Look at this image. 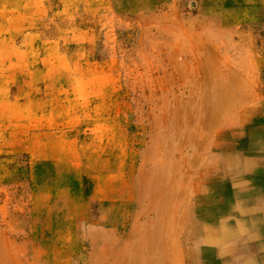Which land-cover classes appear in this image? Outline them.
I'll return each mask as SVG.
<instances>
[{"label": "rangeland", "instance_id": "374dc122", "mask_svg": "<svg viewBox=\"0 0 264 264\" xmlns=\"http://www.w3.org/2000/svg\"><path fill=\"white\" fill-rule=\"evenodd\" d=\"M29 1L0 0V264L215 263L193 189L252 73L235 22L214 0Z\"/></svg>", "mask_w": 264, "mask_h": 264}, {"label": "crops", "instance_id": "0c3cea01", "mask_svg": "<svg viewBox=\"0 0 264 264\" xmlns=\"http://www.w3.org/2000/svg\"><path fill=\"white\" fill-rule=\"evenodd\" d=\"M214 3L222 18L235 22V36L242 37L247 44L252 69L247 77L235 76L233 115L214 150L206 157L197 188L193 189L197 197L195 217L200 223L199 239L205 246L200 257L208 247L219 255L200 260L216 263L232 261L235 256L243 259L236 251L240 244L246 248L248 245L245 257L264 258V0H214Z\"/></svg>", "mask_w": 264, "mask_h": 264}, {"label": "bare ground", "instance_id": "6f19581e", "mask_svg": "<svg viewBox=\"0 0 264 264\" xmlns=\"http://www.w3.org/2000/svg\"><path fill=\"white\" fill-rule=\"evenodd\" d=\"M235 144V143H234ZM262 144V143H261ZM253 150V149H252ZM218 156V155H217ZM214 158V157H213ZM249 160V159H248ZM214 162H216L215 160H214ZM247 162V161H246ZM256 162V161H255ZM254 163V162H253ZM213 164H215V163H213ZM250 164H251V162H250ZM221 165V164H220ZM241 165V164H240ZM252 165V164H251ZM254 165V164H253ZM227 167V166H226ZM236 168V167H235ZM257 169V168H256ZM255 170V169H254ZM244 171V170H243ZM253 171V170H252ZM235 173V172H234ZM241 173V172H240ZM243 174V173H242ZM245 174V173H244ZM243 174V175H244ZM240 175V174H239ZM228 176H230V175H228ZM228 178V177H227ZM248 182V181H247ZM250 187V186H249ZM264 187V186H263ZM236 188V187H235ZM259 188V187H258ZM260 189H261V187H260ZM238 191V190H237ZM212 193V192H211ZM245 194V193H244ZM263 195H264V193H262ZM212 196V195H211ZM242 196V195H241ZM262 196V195H261ZM199 197V196H198ZM218 197V196H217ZM255 197V196H254ZM200 198V197H199ZM238 198H239V196H238ZM243 199H246V198H243ZM248 200V199H247ZM264 201V200H263ZM236 202H237V199H236ZM255 202V201H254ZM202 204V203H201ZM236 204V203H235ZM238 204V203H237ZM202 206V205H201ZM208 206H210V205H208ZM259 206V205H258ZM264 206V205H263ZM204 207H205V205H204ZM227 207V206H226ZM228 208V207H227ZM241 208H243V207H241ZM251 208V207H250ZM238 209V208H237ZM201 210V209H200ZM218 210V209H217ZM244 210V209H243ZM263 211V210H262ZM238 213V212H237ZM233 214V213H232ZM261 214V213H260ZM189 215H191V214H189ZM209 215V214H208ZM234 215V214H233ZM194 217V216H193ZM237 217V216H236ZM243 217V216H242ZM192 218V217H191ZM190 218V219H191ZM199 218V217H198ZM201 219H202V217H201ZM244 219V218H243ZM201 221V220H200ZM239 221V220H238ZM208 222V221H207ZM215 222V221H214ZM218 222V221H217ZM263 223V222H262ZM219 224V223H218ZM232 224V223H231ZM245 224H246V222H245ZM199 225H200V223H199ZM214 225V224H213ZM242 225H244V224H242ZM254 225V224H253ZM231 226V225H230ZM260 226V225H259ZM200 227V226H199ZM228 228H230L231 229V227H229L228 226ZM242 228V227H241ZM244 228V227H243ZM254 229V228H253ZM202 230V229H201ZM229 230V229H228ZM195 231V230H194ZM196 231H198L197 229H196ZM233 231V230H232ZM242 231V230H241ZM228 232V231H227ZM235 232H236V230H235ZM235 232H234V235H235ZM232 233V232H231ZM254 233V232H253ZM257 233V232H256ZM192 234V233H191ZM220 234H222L221 232H220ZM225 233H223V235H224ZM233 234V233H232ZM239 235V234H238ZM226 236H228V235H226ZM190 237H192V236H190ZM225 237V236H224ZM224 237H222L221 239H223ZM210 240H211V238H209ZM216 239V238H215ZM207 240V239H206ZM258 241V240H257ZM260 241V240H259ZM263 242V241H262ZM209 243V242H208ZM207 243V244H208ZM259 243V242H258ZM211 244H212V242H211ZM234 245V244H233ZM201 246V245H200ZM261 246V248H262V245H260ZM260 246H258V247H260ZM225 247H227L226 245H225ZM258 247L257 248H255V252L257 251V249H258ZM223 248V247H222ZM192 249V248H191ZM246 249L247 250H249V248H248V245H247V248H246V245H242V244H240V245H238V247H237V249H236V251H239L242 255H243V259L242 258H237L236 259V256H235V258L234 259H232V261L230 260V261H221V260H219V261H217L216 263H214V264H236V261L239 263V264H264V258H247V257H245L244 256V253H245V251H246ZM220 249H218V251H219ZM223 250V249H222ZM214 251V250H213ZM221 251V250H220ZM232 251V250H231ZM226 252V251H225ZM193 253V252H192ZM193 254H195V253H193ZM217 253H214V252H212V250H211V248L210 247H208L207 248V250H204L203 251V253H202V258H206V259H210V258H212V257H214V255H216ZM220 254V253H219ZM218 255V254H217ZM194 256V255H193ZM219 256V255H218ZM256 256V255H255ZM200 257V258H201ZM256 257H258V256H256ZM190 258V257H189ZM194 258V257H193ZM196 260V259H195ZM199 260V259H198ZM189 261V260H188ZM204 263V262H203ZM190 264V263H189ZM198 264V263H197Z\"/></svg>", "mask_w": 264, "mask_h": 264}]
</instances>
